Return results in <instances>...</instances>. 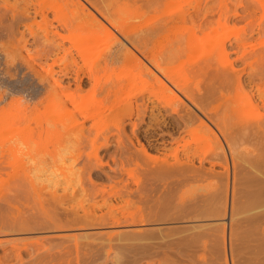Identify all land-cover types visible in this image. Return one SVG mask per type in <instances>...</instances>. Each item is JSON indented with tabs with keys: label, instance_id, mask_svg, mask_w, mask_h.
<instances>
[{
	"label": "bare ground",
	"instance_id": "obj_1",
	"mask_svg": "<svg viewBox=\"0 0 264 264\" xmlns=\"http://www.w3.org/2000/svg\"><path fill=\"white\" fill-rule=\"evenodd\" d=\"M19 1L23 3L20 4L21 6L24 5L23 9L21 8L22 10L17 9L16 7L17 1H15L16 5H14V3L12 4L13 1H11L10 4V0H3L1 2L2 3L4 2L3 4H6L7 7L6 9L12 12L13 20L25 21V24H21V25H25L27 30L32 34L35 33L34 25L42 26L41 25L42 22H44L45 24L46 23L51 24L52 22H54L51 20L52 18L53 19H55L56 17L59 18L61 17L60 15H62L60 12L59 16L53 15L54 17H51V19H49L50 14L47 13V10H45L42 7L47 0H19ZM56 1H57L56 3L59 2L58 4H60L61 7L62 6L65 7L64 8L65 10H68L67 11L68 14L66 13L67 15L65 14L64 18H61L59 20L60 22L59 21L57 22L60 23L62 29L70 28L69 30H71L72 26L73 27L76 26L78 29H85L86 32L90 30V32L93 31L98 33V31H102V29H104V31L106 30L110 32L109 34H111L112 32L115 34V36L111 35V37L113 36L116 39V42L114 40L115 46L112 47V50H109L110 52L105 56L103 65L100 64V66L102 65L104 72L114 70V65L119 63L120 66V62H122L124 65L129 64L130 68L132 65L133 66L132 68L135 67L137 69L138 72L137 71L136 72L140 74L139 76L141 75L145 76L147 79L149 78V81L150 80L152 81V83L150 82V84H153V88L154 87L155 88L154 89L152 88L151 91H149L150 92L149 96L148 95L146 97L141 96L140 101L142 102L140 103L138 101L139 99L138 100L132 99L134 101L132 100L130 101L128 99L130 95L127 94L126 95L127 98L125 99L126 100L128 99L129 101L127 100L128 103H126V105L125 103L122 104L125 106L121 110L120 108H122L121 107L122 105L119 103V100L121 102V100H123L122 98L125 97L126 92H124V90L126 91L127 89L123 90V88L126 87L124 86L126 82L123 83L124 87L122 88V84L121 85L120 83L117 84L118 81L112 84H110L109 81L108 82L109 84L105 83L104 86L102 87L100 86L102 90V92L100 93H102L103 96L99 98L100 100L98 99L99 103H96L99 104V107L98 105L95 106L98 107L96 108L97 111L95 112L99 114L100 120L102 118L100 114L102 115L103 112L109 111V113L108 114L106 113L105 115L109 121L104 115H102L104 116L103 119H106L110 123L113 122L111 123V126L113 125L114 129L117 128L116 131L119 133V138H121V134L123 133L125 134L126 123L128 122L132 125V131L137 138V142L129 135H126L127 134L126 133L125 135L127 139L123 138L124 134L122 135V139H124L125 141L127 140L126 143L123 145V143L121 142L123 140L121 141L119 140V145H120L119 147L121 149L119 147L117 148H119V151L122 150V152L120 153H130L129 154L130 156L126 154V156L129 157V159L128 157L127 159L128 161L137 162V164L135 163L136 165H138L139 162L143 163L145 161L143 163L144 164L143 166L145 167V163H146V168L143 169V174H145L146 177L144 179L141 177L133 176L135 178L133 177L132 178L136 183V188H133L131 186L132 181L129 182V179L126 178L124 175L125 173L124 172L121 174L119 173V171L122 170L124 171L123 168H126V164H125L126 160L125 161L122 160L121 162L123 165L125 164V167L121 166L120 168H122V170H120L119 168V171L117 170L118 172L113 171L114 169H116L115 167H113L114 168L113 170H109V171L106 170L105 173H99V171L98 172L93 171L91 169H88V167L87 169L85 168L80 173V178L78 181V184H80L79 186L80 189L75 188L72 190V192L70 191L69 193L68 187H65V191H64L65 193L59 194L58 189L56 187L50 190L48 183L47 184L41 183V185L35 184L33 180L29 177V173L24 171L23 165H25V162L24 163L22 162L23 164L22 165L20 160L19 165L21 164L20 166H22V169L25 172L23 181L25 180L28 181L27 179H29L30 185L29 184L27 185L28 188H22L24 192H26L25 195L23 194V190L21 189V187L20 188L17 187L18 183L19 185H21L20 184L21 180L16 181V183H14L12 186L8 185V189H6V191H2V194L0 195V199H1L0 202L2 201L1 202L2 205L0 206V211L2 212L0 214H2L4 212L3 210L5 209V211L7 210V212L10 213L13 219H16L17 220L16 222H18L19 221V219H17L18 216L21 214L24 215V213H22L23 208L21 209L19 206L21 204H25L22 203L23 200L21 199L24 196V202L27 201L26 203L29 204V202H31L32 199L36 203L34 204L31 202V204L34 205H29L30 207L34 206L33 208L35 210H33L32 208V211H36V212L32 213L31 208L28 207H27L28 209L24 207L26 209L24 212L27 213V211L30 209L28 213L31 212L32 215H34L31 216L32 218L37 217L39 214H40L39 216L42 215V217L39 218V220H37L38 218L37 219L33 218L34 221H30V224H25L20 226L19 223H17L16 226L17 225L19 226L14 227L13 225H15V223H13L12 226L7 224L8 222L7 223L5 222L6 220L2 218L3 216L2 214V216L0 215V236H5L6 234H9L8 231H13V230L19 232H28L33 230L36 231V229L38 230L44 229L43 231L54 230L56 235L53 234L55 235L53 237L43 236V238H37L35 240H32L31 242H28L27 240V242L24 241L22 244L15 243V245L12 246L11 249H8L9 253L10 251L13 252L16 255V258L21 260L22 255L28 252V248L29 247L33 248L31 249L30 254L32 255L36 254V257L34 256L33 261L28 260L29 261L28 263L27 260H25L24 258V260L26 261V263L24 262V264H73V263L81 264L82 262H85L87 260L86 258L87 256H89L88 260H90V257L91 258L94 257L95 259H97L95 257L97 255L99 256L101 255V257H103L104 260L108 261L112 251L115 254L113 255V258L115 259L114 260L115 264H216L214 262L216 260L213 259L214 258L213 256L215 255V253L219 252V248H220L219 239L221 238V241L224 240H222L221 236H219L220 237L219 238L218 234L214 233L217 231L216 228L213 229L212 227L211 228L208 227L210 229L209 230L208 228L205 227L206 224L205 225L203 224L201 225V223L195 224L197 223V219H201L203 217L210 218L211 216L215 217V215L211 213V211L210 213L207 214L205 212V215L198 211L199 210L198 206L200 204L198 205L199 201H197L198 200L197 198L206 197L207 199L209 198L208 200H210V203L212 201L215 204L214 206L216 207V210L213 209L212 207L211 208L212 211L215 210L217 219L218 216L221 217L223 215L224 216L223 223L227 222V227H228V233L226 232L227 250L225 249V251L223 250L222 252L228 251V253L226 254L227 255L229 254L228 259L231 261V263L229 262V264H237V261L238 264H264V48L257 46L260 45L261 40L259 41V39L256 38L260 43L258 41L257 43L259 44L256 43L257 45L255 43H252L253 41H251L250 38L247 37L245 30L244 32L240 33L237 36V38H235V40L233 39L226 41L227 37L225 38V41H222L223 39L221 40L222 42L219 40L218 43H220L219 44L220 48L217 49L221 51L222 55H224L223 57L228 59L227 60L225 59L223 62L222 61L214 62V60L210 56L213 55L212 53L207 57L204 56V58L203 57L200 58L201 61L198 60L195 63L191 62L192 64H190V68L192 71L190 70L189 71L190 74H188L189 73L188 72L187 76L186 73L184 74L185 77L184 76L183 77L185 79L179 75L180 73L178 70L177 72L179 74L176 73L175 70L177 69L175 68L176 61L174 62L173 67L171 65L172 62L178 59L179 57L182 58H180L178 60L179 62L178 61L177 62L181 64L182 61L181 59H183V57L184 56L186 57L187 55L185 53L186 50L188 48H189L188 50H190L191 48L192 40L193 42H195L194 41L196 40L195 38L199 39L201 38L202 35L206 36L209 34L210 36V33L212 32L215 33L219 28L226 26L228 23L230 24L229 19L232 14L229 13L231 12L233 13L234 10H235L234 16L235 15L239 16L244 13H239L236 10L237 9L236 7H235L236 9L234 10L232 9L231 11H229L227 5L230 3L228 2L227 4L226 3L227 0L216 1V2L219 1L220 3L219 6H216L217 4L215 5L216 7H219L218 10L217 8L215 9V7L209 2L211 0L209 1L193 0V2H191L192 0H186L188 1V3L189 1L191 2L190 3L191 5L189 6L187 5L188 7L182 6L183 5L182 0H180L181 1L180 5L181 4L182 5L180 6L178 3L177 4V6L179 5L178 7L176 6V4L173 7L171 3L179 2V0H146V2L148 1L150 4L148 2L146 3L145 0H143L141 2H145V3L144 5H141L142 7L139 8L138 5L135 8L132 7L136 3L139 4L140 1L138 0H56ZM186 1L184 0V2ZM131 2L132 3L134 2L135 4L134 3L132 4ZM147 4H149L150 6L154 5L152 7L153 9H155L154 7H157V11L155 9V11L157 12V13L155 12L156 13L155 16L151 14L153 18L151 19L149 18L148 20L146 19L147 17H145V11L147 12L148 9L146 10L141 9L144 6L149 8L148 6H146ZM168 4H171L173 8L168 7L169 6ZM17 6L19 7V4ZM1 9L3 10V7ZM149 9H151V7ZM4 12H6V10ZM69 12L71 15L69 14ZM216 14L217 16L215 18ZM38 17L40 19H38ZM241 17L244 18L246 16L242 15ZM3 19L6 20L7 18H3ZM3 19L0 17L1 23L5 21ZM136 19L140 21L139 22L135 21ZM261 20L259 21V23L261 22ZM239 21L240 20H238V22ZM4 24L5 23H3V25ZM56 24L54 25V28L55 26H58ZM11 25H8L7 27L9 26L13 27ZM262 25L263 26L260 25L258 26L264 28V24ZM179 26L181 27L184 26L188 30H186V32H183L182 29L181 30L182 32L180 33L179 31L180 29L178 28ZM244 26L245 25L243 24L242 27L246 28ZM49 27L47 25L46 27L43 28L45 31V35L43 34V36H45L46 39H48L47 42L48 41L49 42L48 43L44 42L47 48L43 43L41 44L43 45V49L45 48L42 51L45 52L46 50L49 56V53L51 51L55 52V50L51 49L53 48V46L54 47L56 46L55 48L57 50L55 53H53L54 55L52 58L53 61L50 64V66L48 65L47 67L46 65L47 68L44 66V68L47 69V73L48 74L51 73V77L53 80V82L51 83L52 88L49 85L51 90L49 89L48 93L51 92V95H53V93H57L58 95L56 97L59 98L55 99L56 94L53 95L52 98L54 97L53 98L55 99L54 101L56 102L57 100V104H59L58 101L64 99L62 102L66 104V98L62 99L60 93L62 92L64 96L66 95L65 94L66 90H69L70 92L67 91V95H66L67 98H69V103L71 102L73 105H76L77 101H75L76 99L75 97L77 96H75L73 93L75 88L74 90H72L73 89L72 84H75L79 92H83L80 90L85 89L83 88L85 85L94 89L96 85H100L97 84V82L101 80H98L99 77L97 75H95L96 78L94 76V73H97V71L89 68L85 69L86 67L80 64L79 59H77L73 54L72 45L67 46V44H65V39L67 38L66 33L63 32L62 34V31L60 32L59 30H57V27L56 30L51 29L52 27L51 28ZM175 27L178 28V30L177 29L174 30V31L177 30L175 32V35L177 34V32L178 34L174 37L173 40L171 38L174 35L171 36L170 34L169 37L170 36L171 37L169 38V40L171 39L172 41L169 43L168 42L165 43L166 41H164L165 38L163 37L164 38V39L162 38L164 41L163 42L161 37L166 35L167 36L166 39H168V34H167L169 33L168 31L174 29ZM231 27L232 26H230V28ZM13 28H15V26ZM243 28L240 29V32L241 30L243 31ZM256 30L257 29H255V31ZM258 30L264 32L263 29L258 28ZM24 31L22 33L20 32L21 34H23V36L26 32ZM93 32L91 33L92 36H94V34L96 35V33L93 34ZM69 37L71 36L69 35L68 38ZM95 37L96 36H94L93 39ZM213 37L210 38L212 39ZM83 38H80L78 40L80 44L78 43L76 45L78 41L76 43L73 42L74 47L75 45L76 47L78 46V48L76 47L75 48L78 49L79 52L83 48L82 47L83 45H84L83 49L85 50L86 43L85 42L83 43V41H85L88 38L86 39L85 37ZM43 39L45 38L43 37ZM203 39L201 38L202 42L201 40L197 42L203 43ZM24 41L26 44V40ZM50 41H52V44L54 42H56L57 44L55 43L56 45L53 44L50 47L49 45L51 44ZM217 41L215 40L216 44ZM18 42H23V40L21 41L20 39L18 40ZM213 43H212L213 46L216 45ZM214 47L216 49V46ZM214 47L209 51L211 52L212 50H215ZM12 49L13 47L10 50ZM16 49L14 51H16ZM84 50L82 53L83 54L85 52L87 53V51ZM195 50L197 51V49ZM196 51H194V53ZM10 52H12L11 54L13 55V50ZM10 52H8V54ZM16 53L18 54L19 52L17 51ZM82 53H81L82 56L78 53L81 56L80 58L88 57L86 53H85L86 57L84 56L85 54L83 55ZM189 54L191 55L192 53L189 52ZM190 55L188 57H190ZM230 56L233 57L231 58ZM86 59H84V62H86L85 61ZM186 59L184 60V62L186 61ZM193 59L195 60V58ZM189 60H191V58ZM182 64L184 65V63ZM54 65H58L57 71L54 68ZM185 65H187V63ZM236 65L237 66L242 65V66L241 67L239 66L240 68H238L236 67ZM185 67L186 66H184L183 69H186ZM173 68H175L174 69L175 71L173 70ZM179 68L181 69L182 67ZM121 70L123 69L121 68ZM58 73H69V74L74 73V76L72 80H69L65 83L64 79L62 78L63 75L60 74L61 76H55ZM85 73H90V74L86 75ZM189 75H191L192 77H190ZM85 76H88L89 79L90 78L93 79V82L91 81L92 82L91 85L94 86L91 85L89 86L87 84L89 81L86 80L87 77L85 78ZM142 76L141 78H143ZM186 77H189L188 80ZM109 78L107 77L104 81H106L107 79L109 80ZM145 79L143 78L141 80L144 81ZM129 81H131V79ZM149 81L147 84L150 86ZM126 84H128V82ZM45 88L47 87H44V89ZM247 88L248 90H246ZM70 89L72 90V92ZM129 91H133V90H129ZM123 92L125 93L124 97H122ZM69 93H72L73 95ZM83 93H81L82 95L79 94L78 96L79 97L80 95L81 97L84 96ZM244 95H245V99L247 98L246 100L248 101L247 105H245L246 103H244V101L242 100ZM49 96L48 97L46 96L48 100H49ZM24 99L26 98L24 97ZM64 104H62V107ZM118 105L120 108L118 107ZM101 108H104V111H102ZM62 109H64L65 112L66 109L68 110V108H66V105ZM81 111L82 112L79 113L83 114L82 115V117L84 116V119L82 118L83 120L82 119L80 120V118L77 117L78 115L76 116V111L74 112V110L69 108L68 114L69 116H72V113L74 112L73 113L74 118L70 125L64 124V129H65L64 135L69 137H71V135H75L76 138L75 140L81 143L85 142L89 138L91 139V141L89 142L97 143L99 139V134H95V132H93L95 135L90 137L92 131H90L91 128H87L88 126L86 124V120L93 117L98 118L95 117L98 115H94V111H92L93 113L89 112L88 110H81ZM155 111L156 114L154 113ZM146 114L148 115V118L150 119L153 118L155 120V121L153 120L155 122L154 125H152L153 123L151 124L152 127L154 126L153 129L142 128L143 127L142 124L144 120H146L147 118ZM163 115L164 116L166 115L167 117L162 118L161 116ZM168 118L170 119L167 120ZM107 121H106L107 123L106 126L109 127L110 125L108 126ZM150 121L152 122V120ZM60 122L61 120L58 121L56 124L55 121H53V123L61 127L62 125L60 124H62L63 121L62 123ZM99 122L100 121H98V123ZM102 122H105V120H103ZM98 123H94V125L96 126L98 125ZM101 126L104 127L105 123H102L100 127ZM148 126L150 127L149 124ZM50 127L41 125L39 128L41 131L45 132V131H49ZM94 127L92 130H94ZM112 127H110V129L113 130ZM96 128L98 129H95V131H98L100 129L99 127ZM61 129L62 127L58 130ZM170 129H172V131ZM31 130L33 131L34 128ZM168 130H170L171 132H169ZM109 133L107 132L106 134H103L104 136L102 137L104 139L101 138V140L104 141L103 142L104 146L107 148L111 144L110 143L111 133L110 134ZM197 134L198 135L200 134L201 139H199V141L200 140L204 141V139L205 141H207L208 140L206 139L207 137L210 138V140L213 139L214 141L213 140L212 141L214 143L217 142L215 143L217 147L216 149L217 151L215 152V154H213V156H204L205 154L203 155L204 157H200L201 155L198 156L200 158L199 159L200 165L198 166L195 165V156L197 155L196 154L197 151L192 149V144H191V140L196 141ZM60 135L62 136V134ZM201 135L203 136L204 139H202ZM14 136L16 135H13V137ZM166 136H168L170 140L166 138ZM187 136L188 137L191 136V138L189 137L190 138L189 139ZM13 137H11V139H13ZM14 138H18V135L17 137ZM11 139L8 138L7 141L8 140L10 141ZM7 141H3L0 144V168L3 166L5 167L6 165L8 166V164H11L10 161L12 162V164L13 162L17 163V161L10 160L11 158L9 156V153L11 152L8 151L11 150V147L13 145L12 143H10L12 140L10 142L8 141L9 143ZM199 141H196L198 142L196 143L198 144V146L201 144V142ZM5 142L8 143V145ZM116 142L117 141H115V143ZM136 143H139L140 147H138ZM168 143H171L173 146L171 145L172 147H170ZM96 146L99 147L100 145L96 144L95 146H93V149ZM181 147L184 150L182 155L180 154ZM100 148L101 147H99L98 149ZM98 149L95 148V150L92 151L91 155H94V153L98 152L99 151ZM151 151L158 152L155 154L161 153L162 155L161 154L153 155ZM198 154H200V152ZM95 156H98V154H95ZM172 156L173 159L171 160L170 158H172ZM208 158L212 159L211 162H213V164H220L224 168V170L221 172H216L214 169H209L208 171L204 170L205 169V168L203 169L205 163L204 161L208 160ZM140 159L141 160L143 159L144 161L143 160L139 161ZM101 160L99 159L97 163ZM113 160H115V158H113ZM88 162L92 164L91 160H89ZM86 164H88L89 166V163ZM128 169L129 168H127V172ZM128 174L130 175V171ZM93 175H96L100 178L102 177L107 178L108 179L107 181L110 182L108 187L107 185L98 186V184L92 179ZM150 175L154 177H151ZM148 176H150L151 178H148ZM84 178L90 179L89 182ZM154 180L158 182L160 186L163 187L167 186L168 188L171 186L170 184L174 185V183L175 185L176 184L180 185L181 183L183 184L186 183L191 185V184H197L198 182L199 184L200 182L202 183L205 181L208 182L199 185L201 186L200 189L202 195H200V192L193 194L191 193L187 196L189 201H187L188 199H186V196L184 198V195L186 192H188V190L182 194L181 196L182 198L180 197L181 195L180 194L178 197L181 198L182 200L184 198L186 199V201H183L184 203L181 205L182 207L180 206L181 209L180 207H178L181 203L179 205L175 204L176 207L179 208V210L177 209L176 212L174 211V213L170 212L171 208L169 207H172L173 209L175 206L174 207L169 206V204L173 205L172 203L175 201L171 200L172 202L171 203L169 199L174 198L176 194L169 192L170 190L168 189H165V190H161L160 194L158 193L159 195H157L156 201L151 207L149 206L147 207L145 205L147 207L146 209L147 212L144 211V213L141 214L139 212L140 215L126 214L125 206L130 202L132 203L134 198L140 193L141 191L140 189H142L143 187L146 188L147 186L151 187L152 184H155ZM158 183L156 186H159ZM17 188H19V190L16 191ZM46 189L47 190L49 189L50 191H48V193L44 192ZM13 190H15L14 192H16V194L12 193ZM20 190H22L21 191L23 194L22 196L19 193L17 194V192H20ZM168 192L171 194H169ZM10 193H12L14 196L17 195L16 196L17 198L20 195L21 198L19 197V199L21 200L17 199L13 195L12 196L15 199H17V201L11 198L12 196L10 195ZM141 197L143 198V196ZM144 197L147 198L146 195ZM71 198H75L77 200L76 204L66 205L69 202L68 200L69 199L71 200ZM207 199L205 200L207 201ZM18 200L21 204H18L19 203ZM114 200L123 202V204H117V203L114 204L112 203V201ZM135 200L137 201L139 199H135ZM165 201H168L169 204L167 203L168 204L167 205ZM6 202H7V207H6ZM145 204H146V200H145ZM148 208L150 209L148 210ZM175 209L176 208H174V210ZM7 212H4L6 213L5 215L8 214ZM28 213L25 216L31 215L30 213L29 214ZM181 218L183 220L190 219L192 225H189L187 227L184 226L185 227L184 229L183 227L179 229L176 228L177 226L176 227L174 226V228L166 227L167 229L162 227H158L154 229L146 227L148 229L146 228L143 229L141 227L142 230H135V228L139 225L143 227L146 225H159L158 223L161 222L168 223L170 221L173 222ZM204 218L203 220L206 219ZM249 218H253L257 223V231L254 234V236L248 240L245 239L242 240L238 237L239 239V240L237 239L239 241L238 242L236 238H234L236 235L235 227L237 225H243L244 220ZM9 221L11 223L12 220ZM213 224L215 223L213 222ZM210 225L211 224L207 226ZM133 226H135V228H133ZM214 226L217 227L218 225L216 226L215 224ZM126 227L128 228L132 227L134 230H130V231L121 230L122 228H126ZM101 228L103 229L107 228V230L108 229L111 230L104 232L103 229ZM91 229H101L103 232H100L101 231L100 230L95 234L88 233V230L90 231ZM73 230H77V231L80 230V232L81 231L83 232L78 234L77 233L69 234V231H73ZM65 231H67L68 234H65ZM218 231H222V229L221 230L218 229ZM61 232H63L64 234ZM241 234H245V233L242 232L240 233V235ZM237 235H239V232L237 233ZM24 237L25 236H23V240L27 239L26 237L24 239ZM5 239L4 240L2 238L0 239V246L6 242L10 243L11 240L8 241ZM17 239L22 240V237ZM12 241L14 240L12 239ZM246 242L248 246L246 245V248H244V244H246ZM249 242H251V244H248ZM199 248L201 252L202 250H204V254L202 256H198L199 254H197ZM4 252L5 254H7V250ZM117 252L120 253V256L116 255ZM240 252L247 253V256L246 255L242 256L243 257L242 261H241L242 257L240 255L241 254ZM235 253L237 254L240 253L238 255H240L241 258ZM121 256L123 258L122 260H121ZM237 256L238 258L236 260ZM94 258L93 260H95ZM3 259L4 256L0 255V261H3ZM31 259L32 258H30V260ZM89 262L92 263L91 260ZM224 264H226V262Z\"/></svg>",
	"mask_w": 264,
	"mask_h": 264
},
{
	"label": "rangeland",
	"instance_id": "obj_2",
	"mask_svg": "<svg viewBox=\"0 0 264 264\" xmlns=\"http://www.w3.org/2000/svg\"><path fill=\"white\" fill-rule=\"evenodd\" d=\"M1 1H3V0H1ZM0 1V3H2ZM11 1H13L12 2V4L14 3V5H16V3H17V5L19 4V7L21 6L20 4H23L21 1H19V0H10V4H11ZM15 1H17L16 3H15ZM138 1H140L139 2V4L138 3H134L135 5H131L133 8H135V7H137V5H138V8L139 7H142L141 5H144V3L146 2V0H145V2H141V1H143V0H138ZM137 1V2H138ZM186 1V0H185ZM207 1V0H206ZM209 1V0H208ZM217 0H211V1H209L214 7H215V9L217 8V10H218V8L219 7H216V6H219L220 5V3H219V1L218 2H216ZM234 3H232V2ZM18 2H20V3H18ZM57 1L56 0H47L44 4H43V8L45 9V10H47V13H49L48 15L50 16V18L49 19H51V17H54L55 15L56 16H59V14H60V12H61V14L62 15H60L61 17H59V18H55V19H51L52 21H54V22H52L51 24L50 23H44V22H42L41 23V25L42 26H38V25H34V29H35V33H30L28 30H27V28L25 27V25H21V24H25V21L24 20H20V21H23V22H20V21H15V20H13L12 19V12L10 11V10H7L6 8V4H0L1 6H0V17L3 19V18H7L6 20L5 19H3V20H5L3 23H5L4 25H3V23H1L0 22V87H3V88H5V89H7V94L5 95L3 92H0V144L3 142V141H7V139L8 138H10L11 139V137H13V135H16V136H14V137H17V135H18V138H19V140H21L24 144H25V146H26V151L24 152V154H23V156H21V155H18V152H17V149H16V147L15 146H12L11 147V150H10V148H9V150L10 151H8V152H11V153H9V156H10V160H12V161H17V163H14L13 162V164H12V162L10 161V163L11 164H8V166L6 165L5 167L3 166V167H1L0 168V195L2 194V191H6V189H8V185L9 186H12L14 183H16V181H18V180H21V182H20V184L21 185H19V183H18V185H17V187H21V189L22 188H28V184L30 185V183H29V179H27L28 181H23V178H24V171H26L27 173H29V177L33 180V182L35 183V184H40L41 185V183H45V184H47L48 183V185H49V189L50 190H52V189H54L55 187L58 189V193L60 194H63V193H65L64 191H65V187H68V191H69V193H70V191L72 192V190L73 189H80V184H78V181H79V178H80V173L86 168L87 169V167H88V169H91V170H93V171H96V172H98L99 171V173H105L106 172V170L107 171H109V170H113L114 168L113 167H115L116 169H114L113 171H119V168L122 166H124L125 167V164H126V168H123L124 169V171L122 170V168H120V170H122V171H119V173L121 174V173H125L124 175H125V177L126 178H128L129 179V182H131L132 184H131V186L133 187V188H136V183H135V181H134V179L133 178H135V177H133V176H136V177H141V178H144L145 179V177H146V175L145 174H143V169L144 168H146V163H145V167L143 166L144 164V162L143 163H141V162H139V161H142L141 159L138 161L139 163H138V165H136L137 164V162H134V161H128V159H129V157L128 156H126V154L127 155H129L130 153H120V152H122V150L121 151H119V140L121 141V140H123V141H121L122 143H123V145L126 143V141L124 140L125 138H126V135H129L130 137H132L134 140H136V142H137V138H136V136L134 135V133H133V131H132V125L130 124V123H126V129H125V134H124V136H123V138L124 139H122V135L123 134H121V138H119V133L116 131L117 130V126L115 127L116 129H114V126L112 127L111 126V123H113V122H108L109 120H108V118L105 116L106 115V113L108 114L109 113V111H105V112H103V114L102 115H104L106 118H107V120L106 119H103V117L104 116H102L101 114H100V116L102 117L101 118V120H100V117H99V114L98 113H96L95 111H97V109L96 108H98L99 107V104H96V103H99V101H98V99L99 98H101V96H103V94L102 93H100V92H102V90H101V87L102 86H104V84L105 83H108L109 81H110V84H112V83H115V82H117V84H119L120 83V85L122 84V88L124 87V86H126V87H124L123 88V90L124 89H127L126 91L124 90V92H126V94L123 92V96H122V94H121V96L122 97H124V94H125V97L124 98H122L123 100H121V102H120V100H119V103L122 105V104H124L125 103V105H126V103H128L127 102V100L129 99L130 101L132 100V99H139L138 101L141 103L142 101H140L141 100V96H144V97H146L147 95L149 96L150 95V92L149 91H151V89L153 88V84H150V82L152 83V81L150 80L149 81V78L147 79L145 76H142L144 79L146 78L148 81H149V84H150V86L147 84L148 83V81L146 82L145 80L143 81V80H141V79H143V78H141V76H139L140 74H138L137 72V69L134 67V68H132L133 66L131 65V68H130V66H129V64H127L128 65V68H127V65H124L122 62H120V66H119V63H117V64H115L114 65V70H111V71H108V72H104L103 71V68H102V65H103V62H104V58H105V56L110 52L109 50H112V47H114L115 46V42H116V39H115V37H111V35H114L115 36V34L113 33H111V34H109L110 32H108V31H104V29H102V31H98V33H96V32H93V31H91L90 32V30L88 31V32H86V30L85 29H78L76 26L75 27H71L72 29L71 30H69V29H62V27L60 26V23H57L61 18H64V15L67 13V11L68 10H65L64 8L65 7H61L60 6V4H58V3H56ZM148 2V1H147ZM146 2V3H147ZM182 6H185V7H188L189 5H191L190 3L191 2H193V0L190 2L189 1V3H188V1H186V2H184V0H182ZM213 2V3H212ZM228 2L230 3V4H228ZM132 3V2H131ZM130 3V4H131ZM132 3V4H133ZM140 3H143V4H140ZM149 3V2H148ZM152 3V2H151ZM179 3V5H180V3H181V1L179 0V2H176V3H171L172 4V6L174 7V5L176 4V6H177V4ZM185 3H188V4H185ZM206 3V2H205ZM226 3L228 4L227 5V8L229 9V11H231L232 9L234 10V9H236L239 13H244V14H242V15H245L246 17H241L242 15H239V16H237V15H235L234 16V11H233V13L231 12V13H229V14H232L231 16H230V19H229V21H230V24L228 23L226 26H224V27H222V28H219L215 33L214 32H212V33H210V36H209V34L208 35H206V36H201V38L203 39V43H201L202 42V40H201V38H199V39H197V38H195L196 40H194L195 42H193V40H192V42H191V44L192 45H195L196 46V48H195V46H192L191 44V48H190V50H188V53H187V50H186V57L184 56L183 57V59H181L180 61H181V64H179L178 62V60L180 59V58H182V57H179L178 59H176V60H174L173 62H172V67H173V64H174V62L176 61V67L175 68H177V69H175V68H173V70L175 69L176 70V73L177 74H179L180 76H184V74L186 73V76H187V73L191 70V68H190V64H192L193 62L195 63L196 61H198V60H200L201 61V59L200 58H204V56L205 57H207V56H209L210 54H212L213 53V55H210L211 57H212V59L214 60V62H223L225 59L227 60L228 58H225V57H223L224 55H222V53H221V51L220 50H218L219 48H220V46H219V44L220 43H218L219 42V40L221 41L222 39V41H225V38L227 37V39H226V41H229V40H235V38H237V36L240 34V33H242V32H244V30L246 31V35H247V37H249L250 38V40L251 41H253L252 43H257V39H259V41L261 42H259L260 43V45H257V44H259V43H257L256 45L259 47H261V48H264V32L262 33L261 32V30H258V28L259 29H263L264 30V28H262V27H260V26H263L262 24H264V0H227L226 1ZM239 3V4H238ZM244 5H243V4ZM150 4V3H149ZM149 4H147L146 6H148L149 8L151 7V9H149V8H147V7H143V8H141V9H143V10H146V9H148L147 10V12L145 11V17H147L146 19L148 20L149 18L151 19V18H153V16H155V14L157 13L156 11H157V7H154L155 9H156V11H155V9H153L152 7L154 6H150ZM153 4V3H152ZM171 4H168L167 6L168 7H170V8H173L172 6H171ZM210 4V5H211ZM217 4V5H216ZM242 4V5H241ZM16 5V7H17V9H19V10H22L23 9V6H21L20 8L18 7ZM140 5V6H139ZM178 5V6H179ZM180 5V6H181ZM188 5V6H187ZM211 5V6H212ZM216 5V6H215ZM234 5V6H233ZM240 5V6H239ZM176 6H175V8H176ZM177 6V7H178ZM3 7V10L1 9ZM236 7V8H235ZM22 8V9H21ZM64 9V10H62V9ZM145 8V9H144ZM161 8H163V7H161ZM161 8H159V9H161ZM169 8V9H170ZM231 8V9H230ZM241 8H243V9H241ZM67 9V8H66ZM227 9V10H228ZM6 10V12H4ZM59 12H57V11ZM60 10V11H59ZM152 10V11H151ZM241 10V11H240ZM244 10V11H243ZM153 12H154V14H153ZM156 12V13H155ZM4 13H6V14H4ZM8 13V14H7ZM4 14V15H3ZM30 14H33V13H30ZM68 14V13H67ZM66 14V15H67ZM69 14H70V12H69ZM150 14V15H149ZM153 16H152V15ZM54 15V16H53ZM71 15V14H70ZM4 16V17H3ZM9 16V17H8ZM149 16H152V17H149ZM216 16H217V14L215 15V18H216ZM237 16V17H236ZM255 16V17H254ZM67 17H69V16H67ZM144 17V18H145ZM240 19H239V18ZM13 20H11V19ZM241 18H243V19H241ZM9 19H10V21H9ZM38 19H40L39 17H38ZM235 19V20H234ZM240 20L239 22H238V20ZM248 19V20H247ZM261 20V22L259 23V21ZM51 20H50V22H51ZM144 20V19H143ZM232 20V21H231ZM8 21H9V24H8ZM135 21H138L137 19L135 20ZM140 21V20H139ZM138 21V22H139ZM228 21V22H229ZM247 21H249V22H247ZM7 22V23H6ZM60 22V21H59ZM57 23V24H56ZM233 23V24H232ZM250 23V24H249ZM7 24V25H6ZM12 24V25H11ZM58 25V26H55V28H54V25ZM243 24L245 25L244 27H246V28H243L242 26H243ZM8 25H11V26H15V28H13V27H7ZM48 25V27L49 28H51V29H55L56 30V27H57V30H59L60 32L62 31V34H63V32L64 33H66V36H67V38L65 39V44H67V46H70V45H72V50H73V54H74V56L77 58V59H79V62H80V64H82V65H84V67H86L85 69H93V70H95V71H97V73H94V76L95 75H97L98 77H99V79L98 80H101V81H98L97 82V84H100V85H96V86H99V87H96L95 86V88L94 89H92L91 87H88V86H84L83 88H85V89H83V90H80V91H83V92H86V90H87V92L86 93H83V92H79L78 90H77V88H76V86H75V84H72V90H74V88H75V90L73 91V93H74V95L75 96H77V97H75L76 99H75V101H77V103H76V105H73L71 102L69 103V98H67V91H69V90H66V95H64L63 96V94H62V92L60 93V95H61V97H62V99L63 98H66V104H64L62 101L64 100H60V101H58L59 102V104H57V100H56V102L54 101L56 98H59V97H56L58 94L57 93H53V95H55V99H53L52 98V96L53 95H51V92H49L48 93V91H49V89H50V87L52 88V85H51V83L53 82V80H52V77H51V73H47V67H48V65L50 66V64L52 63V61H53V53H55L56 52V46L54 47L53 46V48H51V49H53V50H55V52L54 51H51L50 53H51V55H50V53H49V56H48V54H47V52H46V50H45V52L44 51H42V50H44L43 49V45H41L42 43L45 45V47H46V44L45 43H48L47 42V40L48 39H46V37L45 36H43V34L45 35V31H44V27H46V26ZM232 26L231 28H230V26ZM253 25V26H252ZM258 25H260V26H258ZM4 26V27H3ZM20 28H19V27ZM44 26V27H43ZM228 26V27H227ZM251 26V27H250ZM1 27H3V28H1ZM6 27V28H5ZM22 27V28H21ZM25 27V28H24ZM43 27V28H42ZM181 26H179L178 28L180 29L179 31H180V33L183 31V32H186V30H188L187 28H185L184 26H182V27H184V28H180ZM9 28V29H8ZM74 28V29H73ZM76 28V29H75ZM178 28H174V29H172V30H170L171 31V33H170V31H168L169 33H167L168 34V39H166V35L165 36H162L161 37V39L163 38L164 39V41H166L165 43H169V42H171L173 39H174V37L178 34V32H177V34L175 35V32L178 30ZM224 28V29H223ZM228 28V29H227ZM243 28V31L241 30V32H240V29H242ZM254 28V29H253ZM22 29V30H21ZM62 29V30H61ZM175 29H177L176 31H174ZM183 29V30H182ZM221 29H223V30H221ZM226 29V30H225ZM255 29H257L258 30V32H257V30L255 31ZM11 30V31H10ZM26 32H25V31ZM83 30H84V32H83ZM101 30V29H100ZM182 30V31H181ZM254 32H252V31ZM13 31H15V32H13ZM25 32V34H26V36H25V34H24V36H23V34H21L22 32ZM173 31H174V33H173ZM220 31V32H219ZM10 32V33H9ZM21 32V33H20ZM90 32V33H89ZM93 32V34L94 33H96V35L94 34V36H96L94 39H93V37L94 36H92V33ZM218 32V33H217ZM30 33V34H29ZM89 33V34H88ZM253 33V34H252ZM15 34V35H14ZM40 34V35H39ZM50 34H52V33H50ZM171 34V36H173L170 40H169V38L171 37H169V35ZM258 34V35H257ZM71 36V37H69L68 38V36ZM81 35H83V36H81ZM201 35V34H200ZM199 35V36H200ZM17 36H18V38H17ZM20 36H22V37H20ZM38 36V37H37ZM42 36V37H41ZM89 36H92V37H89ZM214 36V37H213ZM258 36H259V38H258ZM43 37L46 39V41H45V39H43ZM83 37H85V39L86 38H88V39H86L85 41H83V43L85 42L86 44V46H85V50L83 49L84 48V45L81 47L82 49L80 50V52H79V50L78 49H76V48H78V46L76 47V45L79 43V39L80 38H83ZM206 37V38H205ZM210 37H213L212 39L210 38ZM21 39V41L23 40V42H18V40H20ZM257 38V39H256ZM38 39V40H37ZM58 39V38H57ZM68 39V40H67ZM90 39V40H89ZM163 39H162V41H163ZM5 40V41H4ZM24 40H26V44H25V41ZM44 40V41H43ZM59 40H61V39H59ZM82 40V39H81ZM83 40H84V38H83ZM114 40H115V42H114ZM160 40V39H159ZM201 40V42H197V41H200ZM212 40V41H211ZM215 40L217 41V44H216V42H215ZM40 41H42V42H40ZM78 41V42H77ZM88 41V42H87ZM90 41V42H89ZM163 41V42H164ZM206 41V42H205ZM221 41V42H222ZM45 42V43H44ZM51 42V44H49L50 45V47L54 44V45H56L57 43L56 42H54L53 44H52V41H50ZM73 42H77L76 43V45H75V47L73 46ZM80 42H82V41H80ZM213 42H215V43H213ZM39 43V44H38ZM56 43V44H55ZM82 43V44H83ZM194 43V44H193ZM201 43V44H200ZM212 43L213 44H216V45H214V46H216V49H215V47L212 45ZM80 44V43H79ZM81 44V45H82ZM222 44V43H221ZM10 45H12V46H10ZM26 45H27V47H26ZM48 46V45H47ZM211 46V47H210ZM214 47V49L215 50H212L211 52L209 51V50H211V49H213V47ZM219 46V47H218ZM13 47V55L11 54L12 52H10V51H12V50H10L11 48ZM19 47H21V48H19ZM87 47V48H86ZM198 47V48H197ZM16 49V51H14L15 49ZM47 48V47H46ZM218 48V49H217ZM9 49V50H8ZM27 49V50H26ZM50 49V48H49ZM194 49V50H193ZM195 49H197V51L195 50ZM8 50V51H7ZM20 50V51H19ZM83 50L84 51H87V56L88 57H86V54L84 55L82 52H83ZM19 52L18 54L16 53V52ZM27 51V52H26ZM194 51H196L195 53H194ZM8 52H10L9 54H8ZM49 52V51H48ZM189 52H191L192 54L190 55L189 54ZM21 53V54H20ZM29 53V54H28ZM81 55V53L87 58H84V57H82V58H80L81 56L79 55V54ZM208 53V54H207ZM184 54V53H183ZM190 55V57H188L189 55ZM224 54V53H223ZM17 55V56H16ZM192 55H193V58H195V60L192 58ZM9 56V57H8ZM12 56V57H11ZM13 56H14V58H13ZM8 57V58H7ZM16 57V58H15ZM18 57V58H17ZM171 57V56H170ZM231 58L233 57V56H230ZM186 58H191V60H189V59H186ZM198 58V59H197ZM10 59H12V60H10ZM14 59V60H13ZM22 59H23V61H22ZM84 59H86L85 61L86 62H84ZM171 59V58H170ZM186 59V61L184 62V60ZM25 60V61H24ZM188 60V61H187ZM229 60H232V59H229ZM14 61V62H13ZM82 61V62H81ZM178 61V62H177ZM190 61V62H189ZM11 62H13V63H11ZM192 62V63H191ZM225 62H227V61H225ZM21 63V64H20ZM177 63H178V66H177ZM182 63H184V65L182 64ZM187 63V65H185ZM189 63V64H188ZM28 64V65H27ZM100 64H102L101 66H100ZM122 64H123V66H122ZM18 65V66H17ZM24 65V66H23ZM46 65H47V67H46ZM86 65V66H85ZM180 65V66H179ZM188 65H189V67H188ZM23 66V67H22ZM27 66V67H26ZM30 66V67H29ZM44 66L46 67V68H44ZM116 66V67H115ZM118 66V67H117ZM122 66V67H121ZM184 66H186L185 68L186 69H183L184 68ZM242 66V65H236V67H238V68H240V67ZM11 69H10V68ZM29 67V68H28ZM179 67H182L181 69L179 68ZM15 68V69H14ZM33 68V69H32ZM36 68V69H35ZM54 68L56 69V71L58 70V65H54ZM117 68V69H116ZM119 68H120V70H119ZM121 68L123 69V70H121ZM127 68V69H126ZM190 68V69H189ZM10 69V70H9ZM49 69V68H48ZM9 70V71H8ZM22 70V71H21ZM26 70V71H25ZM42 70V71H41ZM131 72H130V71ZM174 70V71H175ZM177 70L179 71V73L177 72ZM180 70H181V72H180ZM186 70V71H185ZM188 70V71H187ZM98 71H101V72H98ZM102 71H103V73H102ZM137 71V72H136ZM192 71V70H191ZM31 72V73H30ZM43 74H42V73ZM109 72H110V74H109ZM119 72V73H118ZM183 72V73H182ZM107 73V74H106ZM134 73V74H133ZM136 73V74H135ZM194 73V72H193ZM47 74H48V76H47ZM54 74H56V73H54ZM63 75L62 76V78L64 79V81H65V83L67 82V81H69V80H72V78H73V76H74V73H71V74H69V73H58L57 75H55V76H61V75ZM69 74V75H68ZM86 75L87 74H90V73H85ZM93 74V73H92ZM109 74V75H108ZM138 74V75H137ZM181 74H183V75H181ZM188 74H190V72L188 73ZM34 75H35V77H34ZM41 75V76H40ZM32 76V77H31ZM45 76V77H44ZM109 76H110V78H109ZM134 76H135V78H134ZM190 77H192L191 75H189ZM42 77H43V80H42ZM48 77V78H47ZM87 77V78H86ZM109 78V80L107 79L106 81H104L106 78ZM129 78V80L131 79V81H129L128 80V78ZM132 77V78H131ZM185 77V76H184ZM183 77V78H184ZM41 78V79H40ZM46 78H47V80H46ZM68 80H67V79ZM85 78H86V80L87 81H89L87 84L90 86L91 84H92V82H93V79L92 78H88V76H85ZM95 78H96V76H95ZM114 78V79H113ZM187 78V80H188V78L189 77H186ZM48 79H50V80H48ZM112 79V80H111ZM121 79V80H120ZM185 79V78H184ZM48 81H49V83H48ZM92 81V82H91ZM95 81V80H94ZM97 81V80H96ZM112 81V82H111ZM120 81V82H119ZM122 81V82H121ZM143 81V82H142ZM99 82H101V83H99ZM128 82V84H126V83ZM130 82V83H129ZM34 83V84H33ZM123 83H125L124 84V86H123ZM146 83V84H145ZM109 84V83H108ZM49 85H50V87H49ZM41 86V87H40ZM47 87V88H45L44 89V87ZM91 86H94V85H91ZM101 86V87H100ZM43 87V88H42ZM130 87V88H129ZM134 87V88H133ZM26 88V89H25ZM41 88V89H40ZM96 88H98V89H96ZM155 88V87H154ZM153 88V89H154ZM249 88V87H248ZM248 88L246 89V90H248ZM36 89H38V90H36ZM70 89V90H71ZM36 92H35V91ZM51 90V89H50ZM72 90H71V92H72ZM77 90V91H76ZM85 90V91H84ZM101 90V91H100ZM129 90H133V91H129ZM40 91V92H39ZM65 91V90H64ZM63 91V92H64ZM75 91H76V93H75ZM70 92V91H69ZM78 92H79V94H81V93H83L84 94V96H82L81 97V95H80V97L78 96L79 94H78ZM41 95H40V94ZM44 93H46V94H44ZM132 93V94H131ZM36 94V95H35ZM42 94H43V96H42ZM48 94V95H47ZM69 94H72V93H69ZM77 94V95H76ZM102 94V95H101ZM130 95L129 97H128V99L126 100L125 98H127V96L126 95ZM51 97H50V96ZM73 95V94H72ZM26 98V99H24V97ZM49 96V100H48V98L47 97ZM135 96V97H134ZM22 97V98H21ZM46 97V98H45ZM33 98H35V99H33ZM53 99V100H52ZM61 99V98H60ZM121 99V98H120ZM143 99V98H142ZM247 99V98H246ZM245 99V95H244V97H243V101H244V103H246L245 105H247V100ZM100 100V99H99ZM125 100V101H124ZM128 100V101H129ZM134 100H132V101H134ZM122 101H123V103H122ZM15 102V103H14ZM138 102V103H139ZM16 106H15V105ZM62 104H64L63 105V107H62ZM119 104V105H120ZM12 105H14V106H12ZM66 105V108H68V110H69V108H71L72 110H74V112L76 111V116L78 117V118H80V120L83 118L84 119V116L82 117V115L83 114H80L82 111L81 110H88L89 112H91V113H93L92 111H94V115H98V116H95V117H98V118H90V119H87L86 120V124H87V128H91L90 129V131H92V133H91V136L90 137H92V136H94L95 134H99V139H98V142L97 143H95V142H89V141H91V139L89 138L88 140H86L85 142H83V143H81V142H78L77 140H75L76 138H75V135H71V137H69V136H65L64 135V132H65V129H64V124L65 125H70L71 123H72V121H73V118H74V116H73V113H72V116H69V114H68V110L66 109V112H65V110L64 109H62V108H64V106ZM96 105H98V107H95ZM119 105H118V107H119ZM120 105V106H121ZM125 105H122L121 107L122 108H120V110L121 109H123V107L125 106ZM244 105V104H243ZM244 105V106H245ZM61 106V107H60ZM16 107V108H15ZM168 107H170V106H168ZM248 107V106H247ZM95 108V109H94ZM102 109V111H104V108H101ZM170 109V108H169ZM19 111V112H18ZM71 111V110H70ZM21 112V113H20ZM80 112V113H79ZM69 113H71V112H69ZM79 113V114H78ZM155 114H156V111L154 112ZM81 116V117H80ZM146 116H147V118H146V120H144V122H143V129L144 128H154V126L152 127V125H154V119L152 118V117H154V116H152L151 118L152 119H150V118H148V115L146 114ZM150 117V116H149ZM162 118H165V117H167L166 115L164 116H161ZM160 117V118H161ZM55 119V120H54ZM82 119V120H83ZM96 119H99V120H96ZM170 118H168L167 120H169ZM61 120V122L60 123H62V121H63V123L62 124H60V123H58V124H60V125H62L61 127H62V129L61 130H58V129H60L61 127L60 126H58V125H56L57 124V122L58 121H60ZM103 120H105V122H102ZM149 120V121H148ZM150 120H152V122L150 121ZM154 120V121H153ZM53 121H55V123H53ZM57 121V122H56ZM96 121V122H95ZM98 121H100L99 123H98ZM106 121L108 122V126L109 127H107L106 125H107V123H106ZM65 122V123H64ZM53 123V124H52ZM94 123H98V125H94ZM102 123H105V126L104 127H100V125H102ZM153 123V124H152ZM48 124V125H47ZM51 125V127H50V125ZM85 124V125H86ZM145 124V125H144ZM148 124L150 125V127L148 126ZM152 124V125H151ZM41 125H45V126H48V127H50V129H49V131H41L40 130V126ZM115 125V124H114ZM57 126V127H56ZM91 126V127H90ZM94 127V130H92L93 129V127ZM148 126V127H147ZM96 127H99L100 129L98 130V131H95V129H98V128H96ZM110 127H112L113 128V130L112 129H110ZM34 128V130L32 131L31 129H33ZM58 128V129H57ZM57 130H58V132H57ZM64 130V131H63ZM101 130H103V131H101ZM171 131H172V129H170ZM170 130H168L169 132H171ZM55 131V132H54ZM60 131V132H59ZM115 131V132H114ZM93 132H95V134L93 133ZM109 133L110 134V146H108V148L107 147H105L104 146V144H103V140H101V138H103L102 136H104L103 134H106V133ZM133 133V134H132ZM60 134H62V136L60 135ZM93 134V135H92ZM132 135V136H131ZM198 135V134H197ZM196 135V141H199V139H201L200 138V134L197 136ZM74 136V137H73ZM101 136V137H100ZM14 137H13V139H14ZM63 137V138H62ZM73 137V138H72ZM188 137V136H187ZM190 138H191V136H189ZM188 137V138H189ZM201 137H202V139H204L203 138V136L201 135ZM62 138V139H61ZM68 138V139H67ZM94 138V137H93ZM166 138H168L169 140H170V138L168 137V136H166ZM189 138V139H190ZM13 139H11V140H13ZM104 139V138H103ZM127 139V138H126ZM206 139H208L207 141H205V139H204V141L203 140H200L199 142H201V144L198 146V144H196V143H198V142H196L195 140H191V144H192V149L193 150H195V151H197L196 152V156H195V165H200L199 163H200V161H199V157L198 156H200V157H204V156H213V154H215V152L217 151L216 149H217V147H216V144L215 143H217V142H213L212 140H210V138H207L206 137ZM10 140V141H11ZM117 141L116 143H115V141ZM210 140V141H209ZM9 141V140H8ZM7 141V142H8ZM9 141V142H10ZM8 142V143H9ZM113 142V143H112ZM6 143V142H5ZM8 143H6L7 145H8ZM11 143V142H10ZM128 143V142H127ZM94 144V145H93ZM96 144H99L100 146L99 147H101L100 149H98L99 147L98 146H96V147H94V149H93V146H95ZM137 144V146L138 147H140V145H139V143H136ZM169 145H170V147H172L173 145L171 144V143H168ZM172 145V146H171ZM10 146V145H9ZM174 146H176V145H174ZM110 147V148H109ZM117 147H119V148H117ZM95 148L96 149H98L99 151L98 152H96V153H94V155H91V153H92V151L93 150H95ZM198 148V149H197ZM114 149V150H113ZM121 149V148H120ZM182 147L180 148V154L182 155L183 154V152H184V150L182 149ZM214 149V150H213ZM115 151V152H114ZM154 152V153H153ZM182 152V153H181ZM200 152V154H198ZM115 155H114V154ZM151 153L154 155L155 153H158V152H155V151H151ZM208 153V154H207ZM95 154H98V156H95ZM119 154V155H118ZM159 154H161V153H159ZM159 154H155V155H159ZM205 154V155H204ZM92 157H91V156ZM123 155V156H122ZM125 155V156H124ZM162 155V154H161ZM204 155V156H203ZM94 156H95V158H94ZM117 156H118V158H117ZM130 156V155H129ZM99 158L101 161H99L98 163H97V161L99 160V159H97V158ZM127 157H128V159H127ZM113 158H115V160H113ZM120 158V159H119ZM9 159H8V161H9ZM171 160L173 159V156H172V158H170ZM20 160H21V164H22V162L24 163L25 162V165H23L24 167V171H23V169H22V166H20L19 165V163H20ZM89 160H91V163L92 164H90V162H88ZM107 160V161H106ZM125 161L126 160V163L123 165L122 164V162L121 161ZM210 160V161H209ZM211 160L212 159H210V158H208V160H206V161H204L205 163H204V166H203V169L204 170H209V169H214L216 172H221V171H223L224 170V168L220 165V164H213V162H211ZM28 161H31V163H28ZM94 161V162H93ZM115 161V162H114ZM119 161H120V163H119ZM107 162V163H106ZM111 162H112V164H111ZM119 164H118V163ZM134 162V163H133ZM86 163H89V166H88V164H86ZM130 163V164H129ZM136 163V164H135ZM111 164V165H110ZM115 164H117V165H115ZM127 164H128V166H127ZM115 165V166H114ZM119 165V166H118ZM215 165V166H214ZM105 166V167H104ZM117 166V167H116ZM107 167V168H106ZM112 168V169H111ZM127 168H129L128 169V172H127ZM104 170V171H103ZM117 171V172H118ZM127 173H126V172ZM129 171H130V175L128 174L129 173ZM133 172V173H132ZM141 174V175H140ZM145 175V176H144ZM93 176H94V178H93ZM92 176V179L98 184V186H102V185H107V187H108V185H109V183L110 182H108L107 180V178H105V177H102V178H100V177H98V176H96V175H93ZM95 176H96V178H95ZM151 177H154V176H152V175H150ZM150 176H148V178H151ZM133 177V178H132ZM97 178H99V179H97ZM84 179H86L88 182H89V180L90 179H87V178H84ZM212 179V178H211ZM133 181H134V183H133ZM155 181V180H154ZM212 181H214V180H212ZM108 184H107V183ZM208 182V181H207ZM206 181L205 182H200V184H199V182L197 183V184H191V185H189V184H186V183H181L180 185L179 184H176L175 185V183H174V185L173 184H170L171 186V188L169 187H163V186H160V184L158 183V182H154L155 184H152L151 185V187L149 186H147L146 188H142L143 189V191H142V189H140L141 191H140V193L134 198V200L132 201V203L130 202V203H128L127 205H129V206H125V212H126V214H131V215H140L141 213H144V211H146V209H147V207L149 206V207H151L154 203H155V201H156V198H157V195H159L160 193H161V190H165V189H168V190H170L169 192H171V193H175L174 195H175V197H174V195H173V197L174 198H171V199H169V197H168V199H169V201L171 202V200L172 201H175V202H179L178 204L177 203H175V202H171L173 205H170L169 203H168V201H165V203L167 204H169V206H175L174 208H176L175 210H174V208L172 209V207H169V208H171L170 209V212H173L174 213V211L176 212V210L178 209L179 210V208L178 207H180L184 202L183 201H186V199H188L187 198V196L189 195V194H193V193H199L200 192V195H202L201 194V186H199V185H201V184H204V183H207ZM25 183H26V185H25ZM50 183V184H49ZM104 183V184H103ZM157 183H158V185L159 186H156L157 185ZM186 184V185H185ZM39 185V186H40ZM187 185H189V186H187ZM158 188V189H156V188ZM163 187V188H162ZM19 188H17L16 189V191L17 190H19ZM45 190L44 192H46V193H48V191H50V190ZM160 189V190H159ZM23 190V189H22ZM22 190H20V192H17V194L19 193V194H21V196L24 194L25 195V193L26 192H24V190H23V194H22ZM28 190V189H27ZM173 190V191H172ZM188 190V192H186L185 193V195H184V198H185V196H186V199H184L183 198V200L181 199L182 197V194L185 192V191H187ZM15 190H13L12 191V193H15L16 194V192H14ZM175 191V192H174ZM168 192V193H169ZM203 192V191H202ZM12 193H10V195L12 196L13 194ZM30 193V192H29ZM142 193V194H141ZM159 193V194H158ZM171 193H169V194H171ZM141 194V195H140ZM168 194V195H169ZM181 194V195H180ZM146 195V197L147 198H145L144 196ZM180 195V197L181 198H179L178 196ZM14 196V195H13ZM11 197V198H13V199H15L14 197H16V196H14V197ZM26 196H27V194H26ZM25 196V197H26ZM141 196H143V198L141 197ZM156 196V197H155ZM19 197H20V195L18 196V198L17 199H19ZM170 197H172V196H170ZM178 197V198H177ZM199 197V196H198ZM21 198V197H20ZM203 198V199H202ZM17 199H15L16 201H17ZM23 200V202L22 203H25V204H21L20 202H19V200ZM21 199H19L18 200V204H21V205H19L20 206V208L22 209V213H24V215L23 214H21V215H19L18 216V218L17 219H19V221L18 222H16L17 220L16 219H13V217L10 215V213L9 212H7V210L5 211V209L3 210L4 212H7L8 214V217L10 218H8L7 217V215H5L6 213H2L3 214V216H2V214H0L1 216H2V218H4L6 221V223L7 224H9L10 226H12V224L13 223H15V225H13L14 227L16 226V224L17 223H19V225L21 226V225H25V224H30V221H34L33 220V218L31 217V216H34V215H32V213H34V212H36V211H32V208L34 207V206H29V205H34V204H36L35 203V201H33L32 199H31V202L32 203H34V204H31V202H29V204L28 203H26V202H24V196H23V198H21ZM135 199H139V200H135ZM167 199V200H168ZM174 199V200H173ZM181 200V201H179V200ZM198 200L197 201H199L198 202V205L200 206H198V211L200 212V213H202V214H204L205 215V212H206V214L207 213H210V211H211V213H213L214 215H215V217L214 216H211L210 218L208 217V218H204L205 220H203V218H201V219H197V223H195V224H199V223H201V225L203 224V225H205L206 224V228H208V227H212L213 229H215L216 228V232H214V233H216V234H218V237L219 236H221L222 237V240H224V241H221V238L219 239L220 240V248H219V252L218 253H215V255L213 256L214 258V260H216V261H214L216 264H224L225 262H226V264H229V262L231 263V261L228 259L229 258V254L227 255L226 253H228V251H226V252H222L223 250L225 251V249L227 250V242H226V240H227V234H226V232L228 233V227H227V222H224L223 223V218H224V216L222 217H219L218 216V219H217V216H216V213H215V210H216V207L214 206L215 204L211 201V203H210V200H208L206 197L204 198V197H201V198H197ZM205 199H207V201L205 200ZM1 200V199H0ZM145 200H146V204H145ZM147 200H148V203H147ZM178 200V201H177ZM204 202H203V201ZM69 202L66 204V205H75L76 204V199L75 198H71V200L69 199L68 200ZM142 201V202H141ZM187 201H189V199L187 200ZM2 202V201H1ZM1 202H0V206L2 205L1 204ZM140 202V203H139ZM209 202V203H208ZM16 203V202H15ZM112 203H114V204H123V202H120V201H116V200H114V201H112ZM181 203V204H180ZM202 203V204H201ZM208 203V204H207ZM17 204V203H16ZM17 204V205H18ZM27 204H28V206H27ZM167 204V205H168ZM179 205L178 207H176V205ZM132 205H134V206H132ZM147 207H146V206ZM211 205V206H210ZM207 206H209V207H207ZM214 206V207H213ZM6 207H7V202H6ZM24 207H28V208H31V212H29L31 215H28V216H25V215H27V213H28V211L30 210H28L27 211V213H25L24 211L26 210ZM182 207V206H181ZM181 207H180V209H181ZM213 209H215L214 211H212V208ZM27 208V209H28ZM143 208H145V209H143ZM200 208H203V209H200ZM209 208V209H208ZM150 208H148V210H149ZM33 210H35L34 208H33ZM172 210V211H171ZM209 210V211H208ZM143 211V212H142ZM2 211H0V213H1ZM139 212H140V214H139ZM147 212V211H146ZM28 213V214H29ZM219 213V212H218ZM40 215V214H39ZM37 216V217H35L34 219H37V220H39V218H41L42 217V215L41 216ZM7 218H6V217ZM213 217H214V219H213ZM212 218V219H211ZM12 220L11 221V223H10V221L9 220ZM30 219V220H29ZM222 219V220H221ZM216 220V221H215ZM219 220V221H218ZM205 221V222H204ZM207 221V222H206ZM225 221V220H224ZM24 222V223H23ZM209 222V223H208ZM213 222L216 224V226L218 227H215L214 225L215 224H213ZM163 223H165V224H163ZM171 223V224H170ZM175 223V224H174ZM221 223V224H220ZM155 224V223H154ZM159 225H146V226H141V225H139V226H137L136 228H135V226H133V228H135V230H142V228L144 229V228H146V227H148V228H151V229H154V228H158V227H162V228H166V227H168V228H174V226L176 227V228H179V229H181L182 227H183V229L185 228V227H187V226H189V225H192V223H191V221H190V219H178V220H175V221H170V222H161V223H158ZM160 224H163V225H160ZM209 224H211L210 226H207V225H209ZM213 224V225H212ZM19 225H17L16 227H18ZM181 225V226H180ZM185 226V227H184ZM142 227V228H141ZM220 227V228H219ZM224 227V228H223ZM132 227H126V228H122L121 230H123V231H125V230H127V231H130V230H134ZM148 228H146V229H148ZM205 228V229H206ZM236 233H235V231H234V233L236 234L235 235V237L234 238H236V240L238 239V237L240 238V239H245V240H248V239H250L251 237H253L254 236V234L256 233V231H257V223L255 222V220L253 219V218H249V219H245L244 220V223H243V225H237L236 227ZM101 229H103V228H101ZM101 229H91L90 231L88 230V233H92V234H95L96 232H99ZM167 229V228H166ZM204 229V228H203ZM209 229V228H208ZM218 229L219 230H221L222 229V231H218ZM44 229H36V231H28V232H19V231H8L9 232V234H6L5 236H0V239L2 238L3 240L5 239V240H11L10 241V243L8 244L7 242L6 243H4L3 245H1L0 246V255L1 256H4V259H3V261H0V264H4L6 261V263L7 264H14L16 261H18V262H16L15 264H24V262L26 263V261L25 260H27V263L29 262V261H33V259H34V256L36 257V254H30L31 253V249H33V248H31V247H29L28 248V252H26L25 254H23L22 255V259L20 260V259H18V258H16V255L13 253V252H11L10 251V253H9V250L8 249H11L12 248V246H14L15 245V243L16 244H19V243H23L24 241H26L27 242V240H28V242H31L32 240H35V239H37V238H43V236L44 237H48V236H55L56 234H55V232H54V230H45V231H43ZM108 230H111V229H108ZM107 230V228L105 229H103V231L104 232H106V231H108ZM202 230V229H201ZM207 230V229H206ZM210 230V229H209ZM41 231H43V232H41ZM53 231V232H52ZM74 231H76V232H74ZM102 230L100 231V232H103ZM213 231H215V230H213ZM225 233H224V232ZM19 232V233H18ZM49 232H50V234H49ZM64 232V231H63ZM63 232H61V233H63ZM81 232H83V231H81ZM80 232V230H73V231H69V234H78V233H81ZM239 232V235H237V233ZM242 232H244L245 234H241V235H244V236H241L240 235V233H242ZM46 233V234H45ZM57 233V232H56ZM225 235H224V234ZM24 234V235H23ZM53 234H55V235H53ZM64 234V233H63ZM65 234H68V232L67 231H65ZM223 234V235H222ZM23 236H25L27 239H25V237H24V239L25 240H23ZM248 236V237H247ZM22 237V240L20 241V240H18L17 238H21ZM243 237V238H242ZM16 238V239H15ZM12 239L14 240V241H12ZM239 240V239H238ZM237 240V241H238ZM18 241V242H17ZM14 242V243H13ZM222 242H225V243H222ZM239 242V241H238ZM7 244V245H6ZM248 244H251V242H249ZM5 245V246H4ZM246 245H247V242H246V244H244V248H246ZM4 248H3V247ZM223 246H224V248H223ZM248 246V245H247ZM5 247H7V248H5ZM7 250V254H5V252L4 251H6ZM245 250V249H244ZM243 251V250H242ZM203 252V253H202ZM202 252H201V250H200V248H199V251H198V253L197 254H199L198 256H202L203 254H204V250H202ZM1 253H3V254H1ZM201 253V254H200ZM222 255H221V254ZM241 253V252H240ZM240 253H238V254H240ZM243 253H244V255H243ZM218 254V255H217ZM235 254H237V253H235ZM237 254V255H238ZM15 255V256H14ZM32 255V256H31ZM113 255H115L114 254V252L112 251L111 252V256L109 257V259H108V261H106V260H104L103 259V257H101V255L99 256V255H97V256H95L97 259H95L94 257V259L95 260H93V258H91L90 257V260H91V262H92V260H93V262L92 263H90L89 261L90 260H88L89 259V256H87L86 258H87V262L85 261V262H82L81 264H115L114 262V258H113ZM224 255V256H223ZM227 255V256H226ZM241 257L242 256H247V253H245V252H242L241 254ZM240 255H238L239 257H240ZM24 256V257H23ZM99 256V257H98ZM217 256H218V258H217ZM238 256L236 257V260H237V258H238ZM29 257V258H28ZM240 257V258H241ZM24 258H25V260H24ZM30 258H32L31 260H30ZM113 258V259H112ZM216 258V259H215ZM228 260H227V259ZM13 259H17L16 261L15 260H13ZM219 259V260H218ZM13 260V261H12ZM29 260V261H28ZM243 260V257L241 258V261ZM10 263H9V262ZM95 261H97V262H95ZM105 261V262H104ZM218 261V262H217ZM223 261V262H222ZM5 263V264H6ZM240 263V262H239ZM74 264V263H73ZM75 264H78V263H75ZM237 264H238V261H237Z\"/></svg>",
	"mask_w": 264,
	"mask_h": 264
},
{
	"label": "clouds",
	"instance_id": "obj_3",
	"mask_svg": "<svg viewBox=\"0 0 264 264\" xmlns=\"http://www.w3.org/2000/svg\"><path fill=\"white\" fill-rule=\"evenodd\" d=\"M0 92H3L5 95L7 94V89L3 88V87H0ZM12 145L16 147L17 149V152H18V155H21L23 156L24 152L26 151V146L25 144L19 140V138H14L12 141H11ZM28 163H31V161H28ZM117 256H120V253L117 252L116 253ZM122 256H121V260H122Z\"/></svg>",
	"mask_w": 264,
	"mask_h": 264
}]
</instances>
